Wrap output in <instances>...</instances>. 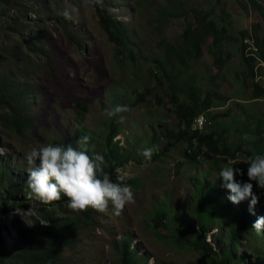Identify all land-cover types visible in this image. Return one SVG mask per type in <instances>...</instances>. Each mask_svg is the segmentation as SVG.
I'll return each instance as SVG.
<instances>
[{
    "label": "rangeland",
    "instance_id": "obj_1",
    "mask_svg": "<svg viewBox=\"0 0 264 264\" xmlns=\"http://www.w3.org/2000/svg\"><path fill=\"white\" fill-rule=\"evenodd\" d=\"M102 7L121 25L124 43L120 46L108 39L87 0H0V37L8 38L0 47V61L17 50L15 39L20 36L33 39L38 50L26 51L19 71L12 73L32 126L19 134L0 120V170L6 167L19 183H25L31 167L27 152L32 147L63 144L75 133L79 138L88 135L91 155L100 154L113 122L117 131L112 141L126 157L116 171L131 185L135 201L119 216L111 205L106 213L93 210L92 224H83L82 215L75 212L81 220L73 245L61 251L63 264H116L125 238L139 264H209L203 240L215 259L264 264V234L251 228L264 215V189L237 175L238 181L253 183L259 202L248 231L229 248L228 237L248 201L232 204L218 178L226 164L236 162L233 167L242 169L248 157L264 151V97L251 95L252 80L264 88L260 58L264 56V0H103ZM65 10L70 19L65 18ZM4 15L19 19L15 34L3 31L8 27L1 18ZM202 16L205 21L197 20ZM209 20L230 39L213 45L212 37L204 36L198 54L184 64L175 52L185 46L183 31L187 27L203 30ZM243 30L249 33L241 41ZM242 42L249 46L246 55L258 48L250 64L240 53ZM249 65L254 79L248 75ZM190 85L199 89V105H204L205 98L209 102L200 112L205 116L203 131L222 134L231 148L221 160H215L221 156L211 152L203 161L191 160L186 155L188 141L176 140L185 125H179L172 88L179 102L190 103ZM116 105L129 109L120 114L122 121L105 114ZM257 128H262L260 134ZM168 142L175 144L163 150ZM145 148H153L158 158L146 162L140 155ZM237 148L234 156L232 150ZM23 198L11 212H3L7 201L0 208V256L16 253L24 245L13 217L33 222L37 214L39 204ZM14 211L18 214L10 217ZM155 215L164 218L158 227ZM36 220L48 224L42 217ZM44 241L37 234L29 247L37 250L45 246ZM242 254L247 257L245 263L237 259Z\"/></svg>",
    "mask_w": 264,
    "mask_h": 264
},
{
    "label": "trees",
    "instance_id": "obj_2",
    "mask_svg": "<svg viewBox=\"0 0 264 264\" xmlns=\"http://www.w3.org/2000/svg\"><path fill=\"white\" fill-rule=\"evenodd\" d=\"M94 10L98 16V22L101 25L102 29L106 32L107 37L110 41L114 42L116 45H122L124 43L121 25L117 22L107 11L99 6L93 5ZM1 18H4L3 22L6 26L3 29L5 32L12 31V33H16V25L19 23V19L10 15H4ZM197 20L205 21V17L202 16L197 17ZM223 29H218L212 20H209L205 23V28L203 30H193L190 27H187L183 31V41L185 46L177 52L179 60L184 64L187 63L188 58L195 57L200 49V46L203 42V37L206 35H210L212 37V44L218 45L222 42L223 39H230L229 35H225ZM248 30H243L241 32L242 38L241 41L245 40V36L248 34ZM8 38L0 37V47L7 44ZM246 42H242L240 46V53L242 58L250 64V62L255 58L258 48L254 51H249L246 55L245 49H249L247 47ZM15 46L16 49L13 51L9 56L2 58L0 61V120L3 123V126L8 127L14 130L16 133H21L24 129H29L32 126V118L28 115L26 111L23 109V99H22V92L15 87L16 80L13 77L19 70V65L24 61L21 60L22 56H26V51H38L35 47L37 43L33 39H28L25 37L23 39L21 36L15 39ZM210 51L214 50L211 47L209 48ZM186 53L188 56L184 58L181 53ZM246 52V53H245ZM214 54V61L215 63L218 62V59L215 55V51H212ZM48 53H44L46 57V61L48 62ZM260 58L264 60V56L261 55ZM17 70V71H16ZM248 75L251 79H254L255 73L252 70V66L249 65ZM14 73V74H12ZM244 86L246 85L245 81H243ZM252 90L251 95L255 99H260L264 97V88L261 83L257 81L251 82ZM189 97L191 99L190 103H183L179 102L177 98V94H175L176 90L172 88V98L176 103L177 107V115L179 119V125L184 123L185 129L178 134L176 140L178 138H185L188 142V146L192 144L193 137L199 143L205 144L207 147V152L205 154L208 155L209 152L215 153L218 156L214 158L215 160H221L224 158V154L228 153L231 148L226 145L224 142V137L222 134L218 133L215 130H211L208 133L204 131L192 130L191 129V122L192 119L197 116L200 112H202L204 106H207L209 102L207 99H203L204 105H199L198 102L200 100L199 96V89L190 85L189 87ZM149 93V90L146 91ZM141 97H143L141 95ZM228 99V97H224ZM229 100V99H228ZM138 101V100H136ZM75 104L85 110V107L81 105L79 101H76ZM117 131V126L115 123L111 122V125L106 131L105 139L102 143V155L105 156L106 166L105 171L110 175L111 179L114 182L117 181V177L120 176L117 173L116 169L119 165L122 164L123 160L126 157L120 155L117 150V142H113L112 139L114 138ZM262 132V128H257V134ZM79 136L77 133L67 142L63 143L62 145H69L71 144L72 147L79 149L81 146L77 143ZM262 142V139H258ZM175 143L168 142L166 143L163 150H167ZM89 144L86 145L87 152L89 155L94 151H90ZM233 155L239 151V148L232 150ZM259 154H264L260 152ZM187 155V154H186ZM158 153L152 155L153 159L158 158ZM188 158L194 160L192 155H187ZM195 161V160H194ZM247 166L243 167L241 170L243 171L242 178H247ZM124 182L126 183L125 179ZM28 189L25 183H19L8 171L6 167H3V170H0V208L7 204L6 201L9 203L7 209H3L4 213L11 212L12 210L16 209L17 206L22 204L24 200L23 197L27 196ZM63 200L66 198H62ZM61 199V200H62ZM65 201H58L53 202L50 204H39L37 209V214L33 215V222L34 226L29 227L27 226L24 221L18 217H13V227L16 229L17 235L23 242V247L18 248V251L13 254H1L0 256V264H63V260L61 259V251L64 246H72L74 243V238L78 232L79 222L81 218L75 216V212L68 211L67 207L63 203ZM26 205V204H24ZM27 206V205H26ZM61 212L62 214H60ZM92 209L83 212H76L77 214L82 215L83 224H92L93 217H92ZM240 218H238V224L236 230H234L228 239V246L231 247L232 244L237 242L240 235L246 231H248V226L252 222V216L248 212V206L244 209L239 211ZM255 213H257L255 211ZM163 212H161V215ZM155 215V223L154 226L158 227L159 225L163 224V217ZM36 217H42L44 220L48 222L47 225H40L38 224ZM252 225V224H251ZM40 234L44 237L45 246H41L39 249L34 250L30 249V244L32 239L35 235ZM202 248L205 251L206 257L209 258V264H231L232 260L229 257H223L221 259H215L213 255L215 252L212 251L210 245H208L203 240ZM120 260L116 264H139L136 260L135 256L131 249H129V240L125 238L123 240V245L120 249ZM247 261V257L245 255H240L237 259Z\"/></svg>",
    "mask_w": 264,
    "mask_h": 264
},
{
    "label": "clouds",
    "instance_id": "obj_3",
    "mask_svg": "<svg viewBox=\"0 0 264 264\" xmlns=\"http://www.w3.org/2000/svg\"><path fill=\"white\" fill-rule=\"evenodd\" d=\"M90 5L103 6V0H87ZM65 18H71L68 10L64 12ZM126 105H116L105 110V114L111 117L123 116L127 112ZM115 137V136H114ZM90 137L84 135L77 140L80 148H74L71 144H47L41 147H32L26 154V160L31 166L27 169V198L42 204H50L66 198L68 209L73 212H83L89 209L100 213H106L109 205L113 214L119 216L126 205L134 203L135 193L131 185L124 182V177L118 176L114 182L104 170L106 166L105 156L99 153L89 155L86 145ZM153 148H145L141 151L145 161H150ZM37 161L39 163L37 164ZM248 181H254L256 185L264 189V154H254L245 162ZM236 162H230L218 172L221 186L228 191L227 199L234 205L248 201V212L255 215V206L259 197L253 191V183L242 182L236 179L237 175H243V171L234 168ZM29 209L26 213H29ZM17 212L10 213V217ZM24 223L32 227L35 222H28L21 216ZM47 225L44 221H39ZM251 228L258 234H264V215L258 216Z\"/></svg>",
    "mask_w": 264,
    "mask_h": 264
},
{
    "label": "built area",
    "instance_id": "obj_4",
    "mask_svg": "<svg viewBox=\"0 0 264 264\" xmlns=\"http://www.w3.org/2000/svg\"><path fill=\"white\" fill-rule=\"evenodd\" d=\"M192 130L203 131L205 126V116L203 113H199L192 119ZM207 147L205 144L199 143L195 137L192 139V144L187 147V155H192L195 161H203ZM264 204V203H263Z\"/></svg>",
    "mask_w": 264,
    "mask_h": 264
}]
</instances>
